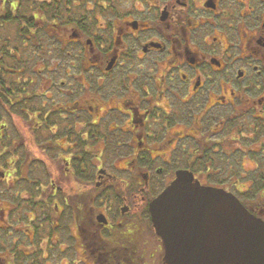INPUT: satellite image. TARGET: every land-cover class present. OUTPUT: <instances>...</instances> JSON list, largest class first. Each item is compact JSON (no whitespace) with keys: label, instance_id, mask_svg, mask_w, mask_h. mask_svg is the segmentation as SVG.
I'll use <instances>...</instances> for the list:
<instances>
[{"label":"flooded vegetation","instance_id":"1","mask_svg":"<svg viewBox=\"0 0 264 264\" xmlns=\"http://www.w3.org/2000/svg\"><path fill=\"white\" fill-rule=\"evenodd\" d=\"M182 171L264 224V0H0V264H166Z\"/></svg>","mask_w":264,"mask_h":264},{"label":"water","instance_id":"2","mask_svg":"<svg viewBox=\"0 0 264 264\" xmlns=\"http://www.w3.org/2000/svg\"><path fill=\"white\" fill-rule=\"evenodd\" d=\"M149 212L166 264H264V224L232 194L183 171Z\"/></svg>","mask_w":264,"mask_h":264}]
</instances>
